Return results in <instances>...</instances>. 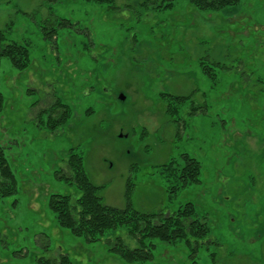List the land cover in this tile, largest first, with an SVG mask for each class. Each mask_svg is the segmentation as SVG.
I'll return each mask as SVG.
<instances>
[{"label":"rangeland","instance_id":"rangeland-1","mask_svg":"<svg viewBox=\"0 0 264 264\" xmlns=\"http://www.w3.org/2000/svg\"><path fill=\"white\" fill-rule=\"evenodd\" d=\"M163 1L0 0V29L32 59L22 71L0 62V140L19 184L0 200V264H264V0L217 12L187 0L156 9ZM52 26L57 38L45 39ZM201 59L222 64L215 82ZM164 93L190 98L169 114ZM57 100L69 117L52 132L39 114ZM71 148L105 204L125 208L129 183L140 211L193 203L208 240L195 255L186 241H156L153 260L128 263L112 250L117 235L136 245L124 228L99 243L61 228L48 198L78 195L61 177ZM183 154L201 182L175 189L181 172L161 166H183Z\"/></svg>","mask_w":264,"mask_h":264},{"label":"trees","instance_id":"trees-1","mask_svg":"<svg viewBox=\"0 0 264 264\" xmlns=\"http://www.w3.org/2000/svg\"><path fill=\"white\" fill-rule=\"evenodd\" d=\"M187 1L202 12H217L227 6L238 5L242 0ZM174 5L175 0H164L162 4L155 6V8L170 10ZM62 20L59 23L60 27L73 25L68 19ZM44 29L43 35L45 39L53 40L57 38V27L52 26L49 31L46 28ZM3 57L9 58L12 65L21 71L28 69L32 62L30 49L22 43L9 40L7 29H0V62ZM208 61L211 62L207 59H201L200 67L203 73L215 82L217 80L215 66L222 67V64L211 62L213 64L211 65ZM163 96L169 97L168 102H166V111L169 114L179 112L180 103L190 98V96H177L167 93H164ZM4 101V96L0 92V115L4 108ZM60 109L62 110L59 115ZM197 109L194 110V113L204 111V107L203 110L202 107ZM43 112L48 113L49 117L46 121H41L42 124H39V126L44 124L43 126L52 132L57 131L60 126L65 124L69 117V109L64 108L59 100L42 110L39 117L43 116ZM180 122L181 120H179ZM182 156L185 159V163L181 167H176L174 160L161 166L165 171L174 170L173 173L181 172L179 176L181 183L175 189L185 188L189 184L201 182L200 162L187 154ZM67 158L70 176L66 177L62 174L61 177L67 183L75 186L76 194L78 195L73 197L70 194H51L48 198V206L54 212L59 226L69 230L74 236L82 238L87 243H99L103 240L111 241L109 235L120 228H124L136 245L134 247L126 245L123 238L117 235L112 250L128 263H143L153 260V251L157 248L156 241L174 245L178 242L186 241L195 255L199 246L208 240L210 228L205 218L198 217L193 203H187L185 206L173 211H140L131 204L132 187L129 183L126 191L127 206L125 208H117L107 205L99 194L103 186L95 185L91 181L84 164L83 154L78 152L77 148H71ZM169 174L172 173L170 172ZM18 185L17 177L9 162L7 149L0 140V200L17 194ZM193 242L195 243L194 246H192ZM45 251H49V246L45 247ZM71 263V259L68 256L56 259L40 257V264Z\"/></svg>","mask_w":264,"mask_h":264},{"label":"water","instance_id":"water-1","mask_svg":"<svg viewBox=\"0 0 264 264\" xmlns=\"http://www.w3.org/2000/svg\"><path fill=\"white\" fill-rule=\"evenodd\" d=\"M121 98H122V99H124V98H125V96H124V95H122V96H121Z\"/></svg>","mask_w":264,"mask_h":264}]
</instances>
